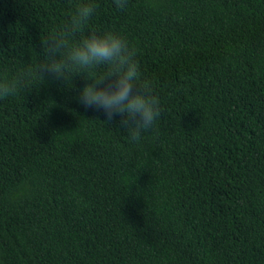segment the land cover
Segmentation results:
<instances>
[{"label": "trees", "instance_id": "obj_1", "mask_svg": "<svg viewBox=\"0 0 264 264\" xmlns=\"http://www.w3.org/2000/svg\"><path fill=\"white\" fill-rule=\"evenodd\" d=\"M85 2L0 0V74ZM95 2L160 116L130 139L80 74L0 100V264H264V0Z\"/></svg>", "mask_w": 264, "mask_h": 264}, {"label": "clouds", "instance_id": "obj_2", "mask_svg": "<svg viewBox=\"0 0 264 264\" xmlns=\"http://www.w3.org/2000/svg\"><path fill=\"white\" fill-rule=\"evenodd\" d=\"M114 3L124 8L127 0ZM96 8L95 0L78 4L69 22L41 42L38 64L0 74V100L16 96L37 75L43 83L46 74L66 82L80 74L88 82L79 89V102L86 108L102 109L106 122L119 116L129 138L139 140L160 116V99L147 82H141L134 53L124 37L112 32H84ZM102 67L108 71H98Z\"/></svg>", "mask_w": 264, "mask_h": 264}]
</instances>
